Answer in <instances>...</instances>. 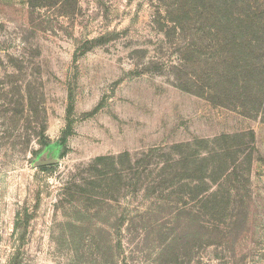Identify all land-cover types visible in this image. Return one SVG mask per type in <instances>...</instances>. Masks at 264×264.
I'll return each instance as SVG.
<instances>
[{
  "label": "rangeland",
  "instance_id": "obj_1",
  "mask_svg": "<svg viewBox=\"0 0 264 264\" xmlns=\"http://www.w3.org/2000/svg\"><path fill=\"white\" fill-rule=\"evenodd\" d=\"M0 264H264V0H0Z\"/></svg>",
  "mask_w": 264,
  "mask_h": 264
}]
</instances>
